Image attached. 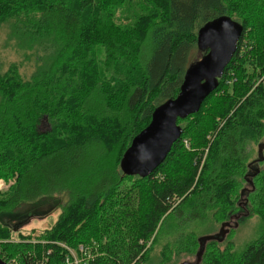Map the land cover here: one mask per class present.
<instances>
[{"label": "trees", "instance_id": "trees-1", "mask_svg": "<svg viewBox=\"0 0 264 264\" xmlns=\"http://www.w3.org/2000/svg\"><path fill=\"white\" fill-rule=\"evenodd\" d=\"M130 2L0 0V24H10L8 38L35 63L25 79L15 62L5 70L0 62V177L14 179L0 192V239L15 240L0 256L60 264L64 249L57 243H91L96 255L87 264H141L145 242L165 213L172 214L163 225L179 219L203 226L212 216L221 224L240 197L256 193L259 235L238 264H264V140L257 141L264 131V5L138 0L140 13ZM221 15L242 25V33L217 87L196 112L176 119L180 135L151 173H123L119 163L132 137L179 92L195 61L198 29ZM247 66L258 67L255 78L246 76ZM232 78L241 84L239 94L225 93L215 110L206 106ZM252 141L257 157L249 161ZM188 142L194 149H186ZM182 167L180 178L171 176ZM40 199L62 204L50 228L23 234L4 220V213ZM210 225L202 235L213 232ZM216 243L206 241L201 260Z\"/></svg>", "mask_w": 264, "mask_h": 264}, {"label": "rangeland", "instance_id": "rangeland-1", "mask_svg": "<svg viewBox=\"0 0 264 264\" xmlns=\"http://www.w3.org/2000/svg\"><path fill=\"white\" fill-rule=\"evenodd\" d=\"M131 1L133 2V4L130 2L129 6L132 11H140L141 2L137 7L136 5H134V3L138 0ZM252 1L260 2L264 5V0ZM5 14H8V12H4L1 16ZM14 14H16L14 15L15 17L23 15L21 13L17 14L16 12H14ZM9 27V23L0 24V62L2 63L3 70H5L10 63L15 62L17 67L16 70L18 69L17 72L25 79H29L34 70L35 63L33 60H25L24 52L18 49L15 43V39L13 37L8 38ZM245 41L246 44H249L246 39ZM196 50L197 55L195 54V61H197L202 55L201 51H199L197 48ZM246 52H249V50L247 49ZM248 61L253 60L249 58ZM257 71L258 67H256L255 70L251 71L250 67L247 66L246 76L255 78ZM242 77L243 73L241 72V84ZM245 79L246 78H244L243 80ZM232 80L234 81L235 79L232 78L229 81V84L223 88V92L215 94V98L211 97L208 100V105L206 106L211 105V108L213 107V109L215 110V107L219 103L218 101L226 94L232 96V91L234 93L233 95H235L236 97V95L239 94L241 90V84L236 83L233 85ZM254 82L255 84L257 83L256 80ZM225 99L229 100L232 98L225 97ZM184 123L185 122H181L180 124L184 126ZM39 126L40 130H44L46 128V126L44 127L42 123H40ZM263 140L264 131L263 135L257 141L261 142ZM257 141L255 143L254 141H252L246 144V149L250 153L249 161L257 157ZM185 147L189 150L194 149L191 148L189 142L185 144ZM261 155L264 156V148H262V151L260 152V156ZM176 174L177 175L171 176L180 178L184 174V168L182 167L181 170L179 169L178 171H176ZM245 182L246 181H244V179H242V181L239 179V185H241V187L245 186V188H248L249 185ZM13 183V178L0 177V192H5V190L8 187L12 186ZM64 200L65 199L63 198L62 203ZM43 202L44 200L40 199L32 203H27L14 212L4 213L3 218L7 223H12L14 226L17 225V230H19L23 234H29L30 232H33L32 235H35L45 228H50L54 224V221L56 220L61 210L60 206L62 204L58 205L57 200L53 199L50 202ZM257 205H259V203L256 201V193L250 194L249 199H246V201L244 196L240 197L237 202L233 204L234 209L231 214L234 215L231 218L226 219V225L223 227L221 226V224L224 223L223 221H225V219L220 224V222L217 223L216 220H214L215 218L213 216L210 217L206 222H204L203 226L201 224H197V222H193V224L188 225L184 223L186 221L180 222L179 219H174L179 223L177 226L175 225V221L173 223L167 221L166 224L163 225L166 216L172 214L169 213L168 215H166L165 213L161 217L163 221L160 219L161 221H159L160 223L157 225V229L155 230L154 234L151 235L148 240H146L144 258L140 263L194 264L196 259V252L198 250L195 239L199 235V237L203 236L202 233H205L206 229L211 226L210 224H212L213 232H211L210 234H216L220 239L217 240L218 243H216V245L208 246L206 248L205 254L204 256H202V260H200L198 264H238V259L240 258L241 252L244 251V249L259 235L258 233L260 231L261 221L259 219L260 216L257 212ZM15 238L17 237L15 236ZM179 239H181V241L178 243ZM92 243L95 244V242ZM178 246L182 247L179 248ZM93 252L96 255L95 248L93 249ZM163 252L167 254V257L163 255ZM226 252H229L233 255V257L231 256V261L229 258H225ZM208 258H213V261Z\"/></svg>", "mask_w": 264, "mask_h": 264}, {"label": "water", "instance_id": "water-1", "mask_svg": "<svg viewBox=\"0 0 264 264\" xmlns=\"http://www.w3.org/2000/svg\"><path fill=\"white\" fill-rule=\"evenodd\" d=\"M242 25L227 16H218L204 23L197 31L196 44L201 57L188 65L179 92L151 114L148 124L135 134L120 159L125 174L147 176L166 157L181 128L176 119L196 112L204 99L217 87V79L235 52ZM264 142L259 144V153ZM226 222L221 224L225 226ZM14 229H17L15 227ZM220 239L216 234L198 237L194 264H198L206 241ZM0 264H7L0 258Z\"/></svg>", "mask_w": 264, "mask_h": 264}, {"label": "built area", "instance_id": "built-area-1", "mask_svg": "<svg viewBox=\"0 0 264 264\" xmlns=\"http://www.w3.org/2000/svg\"><path fill=\"white\" fill-rule=\"evenodd\" d=\"M12 241V238L0 239V254L2 253L4 255L2 247ZM57 244L64 249L63 261L60 264H87L95 256L90 244L80 243L74 248H71L63 243ZM0 258L7 264H20L16 257H5V259H3L0 256Z\"/></svg>", "mask_w": 264, "mask_h": 264}, {"label": "bare ground", "instance_id": "bare-ground-1", "mask_svg": "<svg viewBox=\"0 0 264 264\" xmlns=\"http://www.w3.org/2000/svg\"><path fill=\"white\" fill-rule=\"evenodd\" d=\"M13 240V239H12ZM13 241H15V240H13Z\"/></svg>", "mask_w": 264, "mask_h": 264}, {"label": "flooded vegetation", "instance_id": "flooded-vegetation-1", "mask_svg": "<svg viewBox=\"0 0 264 264\" xmlns=\"http://www.w3.org/2000/svg\"><path fill=\"white\" fill-rule=\"evenodd\" d=\"M231 218V217H230Z\"/></svg>", "mask_w": 264, "mask_h": 264}]
</instances>
